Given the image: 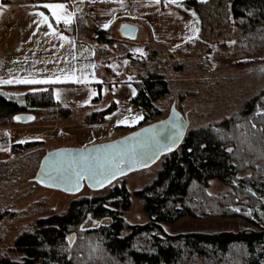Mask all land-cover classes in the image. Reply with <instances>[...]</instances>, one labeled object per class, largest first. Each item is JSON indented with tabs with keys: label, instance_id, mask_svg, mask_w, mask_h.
I'll list each match as a JSON object with an SVG mask.
<instances>
[{
	"label": "rangeland",
	"instance_id": "374dc122",
	"mask_svg": "<svg viewBox=\"0 0 264 264\" xmlns=\"http://www.w3.org/2000/svg\"><path fill=\"white\" fill-rule=\"evenodd\" d=\"M198 1L205 4L210 0ZM229 3L230 0H213L209 3V17L205 13L199 16L194 10H188L189 14H196L192 16L198 25V34L194 40L176 47L156 42L142 22H139L140 38L136 40L118 37L120 26L117 25L98 31L84 20L83 14L79 15L81 20L78 24H62L64 34L68 32L66 36L72 40H89L94 51L93 73L90 76L93 83L77 85L69 81L51 84L50 91L56 102L54 106L27 107L21 113L32 115L31 122L18 123L11 117L0 124V259L20 263L23 255L13 250L14 241L22 233L32 232L37 220L53 214L63 215L73 201L105 196L116 186L126 188L131 202L130 209L123 215L126 227L121 236L129 234L128 226H143L149 222L143 211V203L135 193L153 183L164 157L148 168L128 173L100 191L84 186L76 194H67L43 188L33 182V178L47 152L59 148L81 149L121 138L165 119L173 105L188 120L187 132L237 116L244 101L264 90V55L253 53L246 58L235 55L234 42L240 31L229 15ZM19 17L18 7L9 8V12L2 17L0 54L14 46ZM98 36L102 38L98 39ZM44 42L47 41L43 39V45ZM51 46L46 50L47 54L46 51L42 52L38 61L41 71L36 78L59 75V69L66 67L65 58L71 61L73 51L68 41L57 39ZM152 73L163 76L169 88L168 94L154 103L158 116L136 109L132 104L136 94H132L134 87L130 83ZM46 85L49 84L4 86L0 87V91L6 97L22 99L29 93L39 92H33L31 88L48 90ZM111 107L114 110L102 123L89 122L93 115ZM146 114V120L141 119L136 124L116 123L118 119H131L136 115H142L144 119ZM140 121L141 126L138 125ZM27 144H31L29 149L20 152L14 150L15 145ZM249 175L250 171L247 170L239 173L237 178ZM205 192L218 198L235 195L230 184L216 179L209 180ZM260 202L264 204L263 197ZM100 223L90 219L76 228L72 233L75 240L80 230L93 228ZM249 228L252 226L242 218L194 220L185 217L173 224H160L161 234L158 236L235 233ZM259 264L264 262L259 261Z\"/></svg>",
	"mask_w": 264,
	"mask_h": 264
},
{
	"label": "trees",
	"instance_id": "16d2710c",
	"mask_svg": "<svg viewBox=\"0 0 264 264\" xmlns=\"http://www.w3.org/2000/svg\"><path fill=\"white\" fill-rule=\"evenodd\" d=\"M48 2L65 0H1L8 6L44 11L46 15L47 10L41 5ZM211 2L213 0L205 4L186 0L183 7L187 12L194 10L199 16L205 13L209 17ZM229 15L240 31L234 42L235 55L244 58L253 53L264 55V0H230ZM130 84L136 90L132 99L135 108L158 116L154 103L169 92L163 76L152 73ZM46 86L48 90L29 93L22 99L6 97L0 91V124L27 107L54 106L52 85ZM262 96L264 90L244 101L237 116L187 132L180 147L163 156L153 183L135 193L149 218L146 225L128 226L129 234L121 236L126 227L123 215L130 209L131 202L126 188L116 186L105 196L73 201L63 215L53 214L37 220L32 232H24L14 241L13 250L23 255L22 261L17 263L2 258L0 264L264 262V204L260 202V198H264V117L253 119L257 104L264 106ZM113 110L111 107L93 115L89 122L102 123ZM146 118L147 114L142 120ZM30 147L31 144L15 145L14 150L20 152ZM229 148L233 151H227ZM247 170L249 176L237 178L239 173ZM212 179L230 184L235 195L219 198L207 195L205 190ZM250 210L253 213L249 214ZM185 217L194 220L242 218L252 228L235 233L158 236L161 234L160 224H173ZM90 219L101 223L80 230L76 240L75 237L72 241L67 239ZM95 245L99 248L93 251Z\"/></svg>",
	"mask_w": 264,
	"mask_h": 264
},
{
	"label": "snow or ice",
	"instance_id": "6c2138e0",
	"mask_svg": "<svg viewBox=\"0 0 264 264\" xmlns=\"http://www.w3.org/2000/svg\"><path fill=\"white\" fill-rule=\"evenodd\" d=\"M105 2H109V0H105ZM111 2L118 4L120 8L127 11L125 0H111ZM153 2L158 4L160 0H153ZM169 2L178 4L179 0H169ZM7 7L8 5L0 3V11ZM41 7L48 10L57 26L61 24L70 26L75 17V12L79 9V5L73 3L72 9L69 10L67 0L65 2L43 3ZM35 15L39 18L35 21L37 27L41 24L47 25L48 31L44 32L45 36H56L61 42L68 41L71 47L75 48V42L66 36L63 31H60L58 27L53 26V22L49 20V15H46L44 11H37ZM192 15L195 16V12H192ZM111 23L112 20H108L102 27L107 29ZM193 31L196 32L198 29H193ZM188 38L191 39V37ZM134 51L141 52L140 49ZM76 60L75 53H72L71 61L65 58L66 67L59 69V75L43 78H36L31 73L23 77L10 75L7 79L0 77V85H50L69 81L80 83L82 77L86 78L87 76V73L83 71V68L87 65L78 69L74 63ZM78 72L81 75H77ZM30 90L36 92L46 91L47 89L31 88ZM132 94H136L135 89H133ZM57 99H59V95H57ZM261 99L264 100V96ZM176 115L175 110H173V117L175 118ZM260 117H264V106L257 104L253 119ZM15 119L19 120L21 117H15ZM141 119H143L142 115H136L131 119L127 117L118 119L116 123L136 124ZM185 127L186 125L182 121L175 118L168 122H161L159 127L151 125L144 128L139 133H134L132 137L125 138L119 144L103 145L100 149H93L91 152L88 149H82L77 155H69L65 152L50 154L51 159L46 158L45 164L41 165V171L46 174L48 181L56 186L71 185L67 188L68 191L78 190L81 186L80 182L84 179H87L93 187H102L110 179H114L118 174L123 173L124 168L122 165L126 163L129 167L136 163L146 165L149 160L157 158L159 153L172 151L182 138ZM236 127H239V125H236ZM252 127L256 128V124L252 123ZM227 151L232 152L233 150L229 148ZM236 210L239 211V209ZM67 239L72 241L73 237L70 236ZM98 248L99 245H95L92 250L95 251Z\"/></svg>",
	"mask_w": 264,
	"mask_h": 264
},
{
	"label": "crops",
	"instance_id": "0c3cea01",
	"mask_svg": "<svg viewBox=\"0 0 264 264\" xmlns=\"http://www.w3.org/2000/svg\"><path fill=\"white\" fill-rule=\"evenodd\" d=\"M185 1L179 0L177 4L171 3L169 0H160V3L157 4L153 0H125L127 11L120 8L118 4L112 3L111 0L109 2H105V0H83V2L81 0H68L67 5L69 10L72 9L73 3L79 5V9L75 12L73 25L78 24V21L81 20L79 15L83 14L84 20L98 31L105 29L102 25L108 20H112L108 28L114 25L120 26L124 23L134 24L139 28L138 38H140L141 27L139 22H142L149 28L156 42L176 47L194 40L198 34V31H193V29H198L196 21L189 12L184 10ZM11 7H18L20 10L18 36L14 46L7 48L0 54V77L7 79L10 75L19 76L18 74H20V76H26L29 73L36 77L41 71L38 61L42 52L52 47L51 43L55 42L58 37L44 35V32L48 31L47 25L41 24L37 27L35 21L39 18L35 15V12L38 10H29L21 6H8L0 11V22H2V17L4 18ZM47 15H49L50 22H53V26L63 31L62 29L65 27L62 24L57 26L48 10ZM7 36L9 37V33ZM188 37H191V39ZM43 39L47 41L44 42V45L42 44ZM73 41L75 42V48L71 45L70 47L77 56L76 67L79 69L87 65L83 68V71L87 73L86 78L82 77V82L74 83L77 85L93 83L90 76L93 73L94 51L89 45V40ZM48 42L49 44L46 45ZM47 53L48 51H46ZM77 75H81V73L78 72ZM4 86L20 87L28 85H0V87Z\"/></svg>",
	"mask_w": 264,
	"mask_h": 264
},
{
	"label": "water",
	"instance_id": "95a60500",
	"mask_svg": "<svg viewBox=\"0 0 264 264\" xmlns=\"http://www.w3.org/2000/svg\"><path fill=\"white\" fill-rule=\"evenodd\" d=\"M117 35H118V37H120L122 39L136 40L139 37V28L137 26H135L134 24L124 23V24H121L120 27L118 28ZM173 110H175V113L177 114L175 118H178L180 121H182L186 125V127L184 129V134H183L182 138L180 139L179 143L176 145V147L170 152H161V153H159L157 158L149 160L146 163V165H141L139 163L133 164L130 167L127 166V163L125 165H122V167L124 168L123 173L122 174H118L114 179H110L102 187H93L89 183V181L87 179H84V180H82L80 182L81 186H80V188L78 190L68 191L67 188L71 187V185H63L62 184L60 186H56L55 184L49 182L48 179H47L46 174L42 173V171H41V165L45 164L46 158L51 159L50 154H55L57 152H65L66 154H69V155H77V154H79V152L82 149H88L91 152L93 149H100L101 146H103V145L119 144L125 138L132 137V135L134 133H139L144 128H148L151 125H156V126L159 127L161 122H168L170 120L175 119L173 117ZM15 117H21V119L17 120V119H15ZM29 117H31V119H29ZM32 119H33L32 115H29V114L27 115V114H23V113H19V114H16L15 116H13V120L15 122H18V123H28V122H31ZM188 125H189L188 120L181 113H179L177 111V109L175 108V106L173 105L171 107V109H170V112H169L168 116L165 119L157 121V122H154V123H151V124H148L146 126H143V127L139 128L138 130L133 131V132L121 137V138H118V139H115V140H111V141H107V142L93 144L91 146H88V147H85V148H81V149L59 148V149H55V150L47 152L44 155V157L41 159L40 163H39V167H38V169H37V171L35 173V176L33 178V182H35L37 185H39V186H41L43 188L55 189V190H59V191H62L64 193H67V194H76L79 191H81L84 186L88 187L89 189H91L93 191L103 190L106 187H108L110 184H112L115 180H118V179L124 177L128 173H130L132 171L148 168L151 165H153L156 161H158L161 157L176 151L180 147V145L182 144V142H183V140H184V138H185V136L187 134ZM168 127H170V125H168ZM93 154H95V153H93ZM72 237H74V235H72Z\"/></svg>",
	"mask_w": 264,
	"mask_h": 264
}]
</instances>
